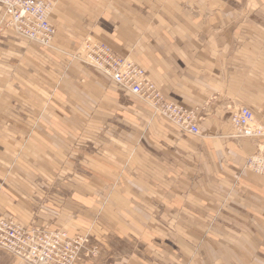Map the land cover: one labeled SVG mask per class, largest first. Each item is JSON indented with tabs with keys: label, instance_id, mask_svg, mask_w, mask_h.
Returning a JSON list of instances; mask_svg holds the SVG:
<instances>
[{
	"label": "crops",
	"instance_id": "0c3cea01",
	"mask_svg": "<svg viewBox=\"0 0 264 264\" xmlns=\"http://www.w3.org/2000/svg\"><path fill=\"white\" fill-rule=\"evenodd\" d=\"M52 21L48 47L0 37V212L68 230L97 218L120 240L151 238L170 222L169 241L143 248L158 262L134 251V264H264V177L246 166L256 141L225 135L224 118L264 108V33L252 28L235 52L240 24L222 40L220 21H209V36L180 0H61ZM88 35L130 55L176 101L219 94L203 134L153 116L73 58ZM222 195L227 224L215 221Z\"/></svg>",
	"mask_w": 264,
	"mask_h": 264
},
{
	"label": "rangeland",
	"instance_id": "374dc122",
	"mask_svg": "<svg viewBox=\"0 0 264 264\" xmlns=\"http://www.w3.org/2000/svg\"><path fill=\"white\" fill-rule=\"evenodd\" d=\"M61 0H57L51 9L50 14V20L52 21V13L56 5ZM180 5L183 7L186 11L189 12V16L192 19H200L203 22H208L204 25L203 31L207 35H209L211 32H213V27L218 26L222 27V30H216L217 33H221V38L227 37V31H229V26L240 24L237 27L238 30V36L236 41V50L239 53V49H243V46L240 45L244 43V39H247V34L249 31H251L252 28H254L253 32L255 35V32H258L259 34L263 35L264 33V0H180ZM213 11H215L214 15H218V12H220V16H216V19L213 17ZM220 21V24L212 26V23L209 21ZM248 26V28H245V25ZM54 25V24H53ZM212 27V28H211ZM217 29V28H216ZM259 30V31H257ZM221 31V32H219ZM8 33L9 38H15L18 41H28V42H34L26 37H23L22 35H19L14 30H5L2 34H0V37L4 34ZM246 33V36L244 35ZM210 36V35H209ZM212 37V34H211ZM231 37V31H229V36ZM55 40V37H54ZM53 40V42H54ZM86 41H94V42H102L98 39H96L93 35H88L83 39L80 45L75 49L72 56L73 58L78 59L84 67L87 69H90L91 71H95L94 68H91L88 64H86L77 54L79 52L83 51V45ZM225 41V40H224ZM52 42V43H53ZM36 43V42H35ZM38 44V43H37ZM107 44V43H105ZM41 46V44H39ZM109 45V44H107ZM44 46V45H42ZM110 46V45H109ZM48 47V46H44ZM115 52L116 50L110 46ZM206 47L212 49L213 47L206 44ZM218 52L223 50V47L218 46L217 47ZM117 53V52H116ZM118 54V53H117ZM120 55V54H119ZM122 56V55H121ZM124 57H127L128 59L136 62L138 65L143 67L139 62H137L134 58H132L130 55H125ZM144 68V67H143ZM145 69V68H144ZM150 79L154 82V84L163 92L165 97L172 102L178 103L182 106L189 107L192 109L195 113V116L197 118V121L199 122L200 129L202 123L207 118L209 112L211 111V103L217 99H219V94L215 93H206L203 92L201 94H198V96H202V99L200 101L194 102H179L175 99L171 98L166 92L163 90V88L156 83V81L152 78L150 72L145 69ZM97 71V70H96ZM98 73V71L96 72ZM110 82L114 83L112 80ZM115 84V83H114ZM118 86V85H117ZM203 91V90H202ZM134 97H137L140 101H142L152 112L153 116L161 117L162 119H166L167 121L173 123L170 121L167 117H165L162 113L155 111L146 101L143 99H140L138 96L131 93ZM208 96V97H207ZM257 110L256 115L257 117L261 118L262 123H264V108L263 109H255ZM235 109H227L224 112V118L228 119V126H229V132L225 133V135H228L230 137H233L235 139H238L236 137V134L238 131H236L232 126L229 125V121L231 122V112H234ZM176 125L175 123H173ZM181 131L184 133H187L188 135L198 136L194 135L192 133H189L183 129H181L179 126L176 125ZM201 134H203V131H201ZM239 139H242L239 137ZM254 144V151L251 153V155L255 154L259 150V146L257 144H260L258 142H253ZM246 159V158H245ZM252 170V169H251ZM255 172V171H254ZM256 173V172H255ZM262 177L264 175L260 174ZM56 179V178H55ZM51 181V186L49 187L50 191L48 190L45 194V197L43 198L42 202L46 201L47 198L50 197L51 192H53V188L55 183L58 181L56 180ZM65 179V176H63V180ZM56 181V182H55ZM225 201L226 199L223 198V195L219 197L218 204L219 207V215L217 216V224H227L224 220L222 221V217H225ZM41 206V205H40ZM162 206L159 207L161 209ZM175 210H177V206L174 207ZM174 210V212H176ZM4 217L9 218V215H6L2 212H0ZM37 216V213L35 214V217ZM12 218V217H10ZM165 222V221H164ZM119 225V223H117ZM165 229H161L159 227L158 232H154L152 234L151 238L150 235H147L146 237H132L130 240H120L117 236L118 231L115 228H104L102 226V223H100L97 218L95 220L88 222V226H78L70 227V229H64L62 228H51L48 225H38L34 222L33 226L31 227H38L45 233H49V235L55 234H61L60 238V244L62 245V250H67L68 254L70 256H73V263L72 264H123L124 260L123 257H127L125 264H134V251L137 252L139 255L145 256L148 258V261H156L158 262L157 254H151V253H145L143 248H146L148 246H151L153 248V251L161 247L167 240L169 241V235L171 233V224L170 222L163 223ZM167 225V226H165ZM123 226V223L122 225ZM173 227V226H172ZM168 235V236H167ZM123 239V238H122ZM68 245V246H67ZM119 251H123L125 249L126 253L123 252H116L117 249ZM141 251H144L142 254ZM62 253V252H61ZM63 256H65V253H62ZM129 257V258H128ZM122 258V259H120ZM163 258V256H162ZM188 262L191 263V256L188 259ZM160 263V262H159ZM0 264H31L20 257H17L13 253L9 252L8 250L0 247Z\"/></svg>",
	"mask_w": 264,
	"mask_h": 264
},
{
	"label": "built area",
	"instance_id": "2783aa9c",
	"mask_svg": "<svg viewBox=\"0 0 264 264\" xmlns=\"http://www.w3.org/2000/svg\"><path fill=\"white\" fill-rule=\"evenodd\" d=\"M52 6L53 0H0V34L11 29L41 45L51 46L56 34V28L50 20ZM77 56L122 89L146 101L181 129L199 135L200 125L194 111L169 101L150 79L148 72L136 62L117 54L109 45L94 41H86L83 51ZM241 111L242 118L238 119V115L234 114L233 124L242 127L243 135L256 136L260 140L264 136V123L257 122L251 109L243 108ZM253 123L261 125L262 129L248 131L247 128ZM258 146V152L251 157L256 156L264 162V141L262 146ZM249 162L256 163L253 159L251 162V158ZM256 169L254 170L264 175V170ZM60 236L59 233L49 235L38 227H24L0 213V247L28 263L72 264L73 256L67 250H62Z\"/></svg>",
	"mask_w": 264,
	"mask_h": 264
},
{
	"label": "bare ground",
	"instance_id": "6f19581e",
	"mask_svg": "<svg viewBox=\"0 0 264 264\" xmlns=\"http://www.w3.org/2000/svg\"><path fill=\"white\" fill-rule=\"evenodd\" d=\"M56 0H53V4H54V2H55ZM9 30V29H8ZM4 31H2V33H3ZM1 33V34H2ZM53 44V43H52ZM51 44V45H52ZM243 108H247V109H251L252 110V114H253V117L255 116V118H256V120H257V122H261V119H259L258 117H257V115H256V113L254 112V110L251 108V107H249V106H241L239 109H237L236 111H234L233 113H232V115H231V118H230V120H231V122H230V125H233L232 127L236 130V131H238V133L236 134V137L237 138H239V137H241V138H243V137H246V138H250V139H252V140H254V141H256V142H258V143H260V144H257V145H261L262 146V144H263V141H264V136H262V138L259 140V139H257V137L256 136H253V137H251V136H247V135H243L242 133H241V129H242V127L241 126H237L235 123L233 124V118H234V116L235 115H238V119H241L242 118V111H241V109H243ZM235 114V115H234ZM259 129H262V126L261 125H258V124H250L249 125V127L247 128V130L248 131H250V132H256L257 130H259ZM201 130V129H200ZM201 134V131H200V133H199V135ZM252 156V155H251ZM251 156H249V157H247V159H246V166L247 167H249L250 169H252L253 171H255L254 169H256V168H258V169H262V170H264V162L263 161H261V160H259V159H257V157L256 156H253V157H251ZM250 158H251V162H252V159L253 160H255L256 161V163H253L252 162V164L249 162L250 161ZM254 167H256V168H254ZM254 168V169H253ZM257 170V169H256ZM256 173H258L257 171H255ZM258 174H260V173H258ZM17 223V222H16ZM19 224V223H18ZM25 227V226H24Z\"/></svg>",
	"mask_w": 264,
	"mask_h": 264
}]
</instances>
